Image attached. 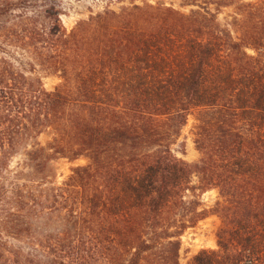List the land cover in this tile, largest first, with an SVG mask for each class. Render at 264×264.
Segmentation results:
<instances>
[{"label":"trees","instance_id":"1","mask_svg":"<svg viewBox=\"0 0 264 264\" xmlns=\"http://www.w3.org/2000/svg\"><path fill=\"white\" fill-rule=\"evenodd\" d=\"M180 5L129 0L67 30L59 0H0V264H180L209 212L217 248L187 264H264V0ZM190 114L193 163L173 148Z\"/></svg>","mask_w":264,"mask_h":264},{"label":"rangeland","instance_id":"2","mask_svg":"<svg viewBox=\"0 0 264 264\" xmlns=\"http://www.w3.org/2000/svg\"><path fill=\"white\" fill-rule=\"evenodd\" d=\"M141 0H135L140 2ZM164 1L167 4L188 11L190 6H181V0H149ZM63 8L61 19L69 30L79 19L86 18L89 14L101 11L106 7L117 9L123 4H128L129 0H59ZM231 8H223L218 14V18L223 21L228 19V13ZM42 74V81L46 88H53L59 81V77L54 74ZM195 119L193 115H188L186 124L182 127L177 142L173 145L176 154L188 162H196L199 158V152L195 148L193 142V126ZM41 140L46 138L45 134L40 136ZM87 159L79 157L75 160L60 158L55 162L56 180L61 182L71 172V168L78 164H85ZM191 184L196 187L198 185V177L196 174L191 176ZM198 198L200 207L210 209L218 199V192L215 188L198 189L193 188L192 191L186 192V198ZM221 224L220 218L214 213H208L204 218L198 220L194 225L187 227L180 234L179 263L187 264L192 256L203 248H217L216 231Z\"/></svg>","mask_w":264,"mask_h":264}]
</instances>
